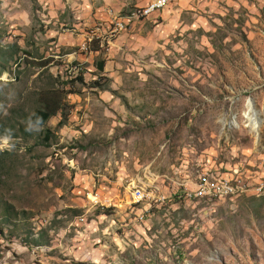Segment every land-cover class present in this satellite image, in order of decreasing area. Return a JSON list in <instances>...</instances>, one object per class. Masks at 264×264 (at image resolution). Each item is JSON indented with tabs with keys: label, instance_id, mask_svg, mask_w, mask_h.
<instances>
[{
	"label": "rangeland",
	"instance_id": "374dc122",
	"mask_svg": "<svg viewBox=\"0 0 264 264\" xmlns=\"http://www.w3.org/2000/svg\"><path fill=\"white\" fill-rule=\"evenodd\" d=\"M149 1L0 0V264H264V195L186 199L264 183V0ZM52 90L67 123L26 132Z\"/></svg>",
	"mask_w": 264,
	"mask_h": 264
},
{
	"label": "bare ground",
	"instance_id": "6f19581e",
	"mask_svg": "<svg viewBox=\"0 0 264 264\" xmlns=\"http://www.w3.org/2000/svg\"><path fill=\"white\" fill-rule=\"evenodd\" d=\"M169 2H170V0H163L162 1V7H152V8H151V2H149L146 6L141 7V8H137L136 10H134V12L131 14V16L150 17L153 14L157 13L158 11L166 8L167 5L169 4ZM145 13H147V14L145 16H143V14H145ZM122 22H124V21H122ZM124 24H125V22H124ZM124 24H120V25H124ZM124 28H125V25L118 27V30L124 29ZM93 36H96V35L93 34ZM83 48L86 49V43L83 44ZM248 110H249L248 113H246V118L249 121L248 127H250L253 131L258 132L259 127H261L259 125L261 120L258 118V113L254 109V106L252 105V103L250 101L248 103ZM231 178L232 177L222 178V180L219 181V183L217 185H212L210 183V181L205 178V179L201 180V182L199 183V185L197 186V188L194 192L191 191L192 193L186 194V199L187 200H192V199L195 200V199L204 198L205 200L207 199V200L212 201V200H221L224 198H233L236 196H243L245 194H253V195H260V196L264 195V183L258 184V185L255 184L256 185V186H254L255 188H253L251 185H249V188H241V186H244V183H248V181H246L242 178L239 179V177L238 178H232V179ZM260 187H263V188H262V190L259 191Z\"/></svg>",
	"mask_w": 264,
	"mask_h": 264
},
{
	"label": "trees",
	"instance_id": "16d2710c",
	"mask_svg": "<svg viewBox=\"0 0 264 264\" xmlns=\"http://www.w3.org/2000/svg\"><path fill=\"white\" fill-rule=\"evenodd\" d=\"M93 44H91V49H101L100 46L98 47H92ZM106 67V61L105 60H99L98 63V68L100 69V72H103L105 70ZM108 77H104V80H108ZM72 81V80H71ZM81 82L83 84H86V79L83 73H80L75 79L74 82ZM103 78L102 79H98V80H94L92 82V86L93 87H98V88H102V89H106V85L108 84L103 83ZM61 113V115H63V119L61 120L59 127L62 128L63 125H65L68 121L69 118V114L67 112L66 109H64L63 107V103L61 102V98L58 95V92L52 90L51 92H46L43 93L41 96V100L39 103V107H37V109L34 111L35 116H33V114L31 115V117L33 118V120L35 119L36 116H40L43 118V127L46 126V124L54 117H56L58 115V113ZM3 133H1L0 135H3ZM13 136H15L14 134H12ZM52 136L51 131L48 129L45 132V141H49L50 138ZM2 153L0 152V155ZM7 206V205H6ZM8 207V206H7ZM8 215V217H7ZM13 213L9 212V208L6 209V211L4 212L2 218L5 222H8V220L12 217Z\"/></svg>",
	"mask_w": 264,
	"mask_h": 264
},
{
	"label": "clouds",
	"instance_id": "9594fccd",
	"mask_svg": "<svg viewBox=\"0 0 264 264\" xmlns=\"http://www.w3.org/2000/svg\"><path fill=\"white\" fill-rule=\"evenodd\" d=\"M15 78L14 76H11L7 71L0 74V85L7 86L10 83H14ZM0 113H2L4 116H7L8 109L5 105L0 104ZM33 116L35 114L33 113ZM25 131L26 132H41L43 131V118L40 116H36L35 119L30 116L25 125ZM16 141L13 138L12 130L11 129H5V132L3 135H0V152H11L15 149Z\"/></svg>",
	"mask_w": 264,
	"mask_h": 264
},
{
	"label": "built area",
	"instance_id": "2783aa9c",
	"mask_svg": "<svg viewBox=\"0 0 264 264\" xmlns=\"http://www.w3.org/2000/svg\"><path fill=\"white\" fill-rule=\"evenodd\" d=\"M162 1L163 0H150L151 2V8L152 7H162ZM147 13L143 14V16H145ZM120 26H124V25H120ZM239 171V179H241V175H245L244 172L241 171V169L238 170ZM259 175V178H264V169L261 173H257ZM251 176H249V182H250ZM241 188H249V183H244V186H241ZM263 187H260L259 191L262 190ZM218 193V192H217ZM133 198V203L136 204L137 201L139 200L138 196L135 195V197Z\"/></svg>",
	"mask_w": 264,
	"mask_h": 264
},
{
	"label": "crops",
	"instance_id": "0c3cea01",
	"mask_svg": "<svg viewBox=\"0 0 264 264\" xmlns=\"http://www.w3.org/2000/svg\"><path fill=\"white\" fill-rule=\"evenodd\" d=\"M119 2H117V1H114V0H106V3L107 4H110V5H114V6H116V7H120L121 5H123V7L124 6H127L128 5V2H126V0H118ZM171 1V0H170ZM150 2V1H149ZM148 2V3H149ZM51 2L50 1H47V3H46V5L48 6V4H50ZM147 3V4H148ZM146 4V5H147ZM146 5H144V6H146ZM144 6H140L139 8H141V7H144ZM168 6V5H167ZM165 9V8H164ZM163 9V10H164ZM79 11H81V9L79 10ZM162 10H160V11H158L157 13H160ZM134 12V11H133ZM132 12V13H133ZM157 13H155V14H157ZM132 17V16H131ZM151 17V16H150ZM102 18H104L105 19V16L104 17H102ZM79 25H82V23L80 22L79 23ZM82 36V35H81ZM82 38H83V36H82ZM101 48V47H100ZM91 49V48H90ZM92 50H96L97 52H99L101 49H92ZM101 60H105L106 61V65H107V59H101ZM99 63V62H98ZM220 178V177H219Z\"/></svg>",
	"mask_w": 264,
	"mask_h": 264
}]
</instances>
